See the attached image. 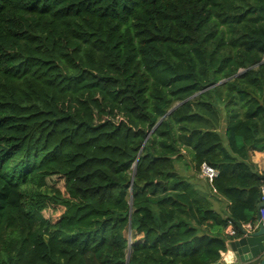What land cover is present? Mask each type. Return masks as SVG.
Returning <instances> with one entry per match:
<instances>
[{
  "label": "trees",
  "instance_id": "trees-1",
  "mask_svg": "<svg viewBox=\"0 0 264 264\" xmlns=\"http://www.w3.org/2000/svg\"><path fill=\"white\" fill-rule=\"evenodd\" d=\"M262 150L264 0H0V264H219Z\"/></svg>",
  "mask_w": 264,
  "mask_h": 264
},
{
  "label": "water",
  "instance_id": "water-1",
  "mask_svg": "<svg viewBox=\"0 0 264 264\" xmlns=\"http://www.w3.org/2000/svg\"><path fill=\"white\" fill-rule=\"evenodd\" d=\"M219 84L220 83L214 86ZM210 88L211 87L206 90ZM170 112H168V114ZM262 206H264V201L259 202L257 210H259ZM229 247L230 251L235 253L241 264L248 263L255 259L260 260L258 264H264V227H259V229L252 234L229 242Z\"/></svg>",
  "mask_w": 264,
  "mask_h": 264
},
{
  "label": "built area",
  "instance_id": "built-area-1",
  "mask_svg": "<svg viewBox=\"0 0 264 264\" xmlns=\"http://www.w3.org/2000/svg\"><path fill=\"white\" fill-rule=\"evenodd\" d=\"M200 175L203 180L207 181L210 184L213 178L216 177L217 171L206 165H203L201 167ZM262 201H264V187L260 188V202ZM259 227H264V206H262L258 210L257 219L255 223H247L239 226V231L241 233L240 237H245L252 234L253 232L257 231ZM234 258H235V253L225 250L220 253L219 264H232Z\"/></svg>",
  "mask_w": 264,
  "mask_h": 264
},
{
  "label": "crops",
  "instance_id": "crops-1",
  "mask_svg": "<svg viewBox=\"0 0 264 264\" xmlns=\"http://www.w3.org/2000/svg\"><path fill=\"white\" fill-rule=\"evenodd\" d=\"M250 158H251V162L257 167L258 171L264 172V150L254 151L251 154ZM202 182L204 183V180ZM226 250L230 251L229 243H227ZM258 262H259V259H255L245 264H258ZM232 264H241L236 255H235V258Z\"/></svg>",
  "mask_w": 264,
  "mask_h": 264
},
{
  "label": "rangeland",
  "instance_id": "rangeland-1",
  "mask_svg": "<svg viewBox=\"0 0 264 264\" xmlns=\"http://www.w3.org/2000/svg\"><path fill=\"white\" fill-rule=\"evenodd\" d=\"M182 154H183V157L186 159L185 161H187V154H186V153H183V152H182ZM176 167H177V168H180V169H183V168H184V166H183V162H178L177 165H176ZM198 179H200V182L202 181V178H201V175H200V174L198 175ZM216 206H217V205H215V207H216ZM219 206H220V205H219ZM217 208L220 209L218 206H217Z\"/></svg>",
  "mask_w": 264,
  "mask_h": 264
}]
</instances>
